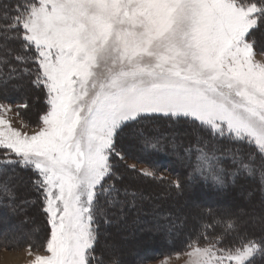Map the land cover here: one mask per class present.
<instances>
[{
    "label": "snow or ice",
    "instance_id": "snow-or-ice-1",
    "mask_svg": "<svg viewBox=\"0 0 264 264\" xmlns=\"http://www.w3.org/2000/svg\"><path fill=\"white\" fill-rule=\"evenodd\" d=\"M261 31L264 0H0V90L27 85L45 105L29 134L0 102V199L14 203L17 169L31 173L47 223L27 245L33 264H121L104 226L144 200L137 176L160 178L128 165L136 149L172 151L190 180L247 178L264 195ZM161 122L188 125L192 139H168ZM255 219H202L186 242L193 264L264 262Z\"/></svg>",
    "mask_w": 264,
    "mask_h": 264
},
{
    "label": "trees",
    "instance_id": "trees-1",
    "mask_svg": "<svg viewBox=\"0 0 264 264\" xmlns=\"http://www.w3.org/2000/svg\"><path fill=\"white\" fill-rule=\"evenodd\" d=\"M256 39L260 45L264 46V31L257 32ZM24 87L25 90L23 92L26 93L28 90L29 93L28 97L35 95L44 109L45 105L43 102L42 93L28 87L27 85H25ZM5 92L0 90V102L15 103V101H13V99L15 98L13 95L14 92L12 91L10 92V94H6L7 92L6 93ZM27 101L28 100L25 99V102ZM29 110L30 108L28 106V108L23 109L22 111L24 113H27L29 112ZM42 111L43 110H40L39 108L36 109L38 120L40 115L42 114ZM159 129L161 133L168 136V139L171 138L170 134L173 133L176 135L178 140H182L185 144L192 139L191 129L188 125L185 124L161 122V124L159 125ZM167 142L168 140L166 139L164 143ZM134 155H135V159H129L128 160L129 162L133 161L136 163L138 162L145 164L153 171L158 172L160 178L151 179L147 177H139V176L136 177L135 187L144 194L145 198L136 209L129 210L127 212L126 219L130 220L131 225L134 226L135 222L132 223V219L134 218L133 216L136 215V221L138 214H140L138 216L139 218L140 216L144 217V215L142 214V209H145L147 204L151 206V203L149 202L151 201L150 198L151 199L154 198V200L157 199L158 201L160 200L161 205L158 208V212L156 213L157 216L155 215L153 216H155L154 221H156V223L162 227V231L154 234L153 238L155 240L156 239L157 240L162 239L163 241L166 240L167 242L165 245H162L163 244L162 241H159L156 244L155 241L154 244H150L151 242H149L148 244L153 245L152 248L146 251L142 250L143 253H139L137 256H140L143 259L140 258L141 260L138 261V257H137V262L134 264H148L152 260L187 251L186 242L189 239V237L197 231V226L200 223V221L204 218H207V216L211 214H215L216 212L230 211L228 209V205H226L227 206V208L225 207L226 209H223L222 206L223 204H227L226 200L230 201L232 200V197L236 199L235 197L236 191L246 190L251 194L250 188L251 186H254L256 187L257 192L260 193L261 197L264 198V195L261 194L258 182H255L247 178H239L236 180L229 178L223 187H218L211 180H204L199 178H194L190 180L188 177L189 169H187L180 162L179 157L170 150H166L159 153L153 152L149 154L136 149L134 150ZM17 175L21 178L19 181H14V183L17 184V197L18 198L27 197L26 199H30V198L33 199L34 203L32 205H36L41 216L44 217V214L40 211V204L39 201L37 200L36 193L32 190L31 187L30 177L32 174L17 169ZM176 179H180L186 185L183 192H177V190L174 187L170 186L171 182L175 181ZM25 180H27V183L30 184V188H25L24 186H22L23 188L20 189L21 184L23 185L25 183ZM30 191L33 192V194H30ZM185 196L194 198L195 201L199 202L198 207L191 208V211H189L190 210L189 208L183 206L180 209L173 211L171 215V212L169 210H171L172 206L175 203H177L178 200H180V198ZM11 203L12 202L10 201H5L3 199H0V220L1 217L4 215L2 219L5 220L7 218L6 220L11 221V222L8 221L9 223L7 222L9 226H11L12 223L14 226L15 225L14 223L17 222L16 219L21 221L20 218H17L18 215L16 213L20 209V205H14L16 206V208H14L15 210H13L14 206ZM196 205H194V207H196ZM232 206L233 207L231 208L233 211L240 209L237 208V206L235 205ZM29 207L30 204L27 203L21 206L23 211L24 209L26 210ZM36 210L31 212V215L35 217V219H36L35 216ZM179 214L183 215L182 219L180 220V223H174L177 219V216H179ZM37 216L40 217V215ZM124 220L125 218L122 219V221ZM0 223H2V221H0ZM7 223L6 225H8ZM190 223L192 225H190ZM114 226H115L114 223L110 225H105L103 229L105 234H108V232ZM45 228L47 229L48 232L46 221H45ZM250 231L252 234L258 236L261 232V228L259 225L257 226L254 225L251 226ZM46 236L42 233L41 239L33 238L32 241L42 243L43 240L46 238ZM10 238L11 239L7 240L9 241L7 247L13 248V245L11 243H13L15 237L10 236ZM105 241L106 240L103 238L104 243ZM2 244L5 246L4 240L1 239L0 247ZM21 244H23V246L28 245L27 242H22ZM120 261H122L121 264H126L123 262V260ZM257 264H264V262L258 261Z\"/></svg>",
    "mask_w": 264,
    "mask_h": 264
},
{
    "label": "rangeland",
    "instance_id": "rangeland-1",
    "mask_svg": "<svg viewBox=\"0 0 264 264\" xmlns=\"http://www.w3.org/2000/svg\"><path fill=\"white\" fill-rule=\"evenodd\" d=\"M21 90V91H20ZM25 90L24 88H19L16 90H13L11 87H9L6 92L5 90H2L6 94H10V92H14V102H11L9 104L12 105V111L8 113V117L12 120L13 127L21 130L22 132H28L29 134H32V131L36 128V126L39 124V120L37 119V112L36 109L43 110V106L40 104L36 96H29L28 90L27 92H23ZM26 94V95H24ZM25 99L28 101V106L30 108L29 112L24 113L22 110L18 108V105L21 103H25ZM16 112H19V115H15ZM30 120V121H29ZM32 120V121H31ZM27 124L29 127H25L24 125ZM136 164L137 168H149L145 164L142 163H136V162H129L128 165ZM30 188V184L27 183V180H25V183L22 185L21 188ZM251 186V185H249ZM251 194L247 192L246 190H238L236 191L235 197H232V200L227 201V204H223V209H226L228 205V209L230 211H233L231 207L232 205L237 206V208H240L238 210H244L243 212L246 213L248 216H252L256 218L254 222L252 223V226H257L259 224V217L264 216V198L261 197L260 193L257 192L256 187L251 186ZM30 194H33V192L30 191ZM238 195V196H237ZM25 198H18L16 201L11 204L14 205H20V209L16 212L18 217L21 221L16 219V223L13 226V223L11 226H9V220L2 219V223H0V240H4V242L8 239H11L10 236L15 237L12 247H5L3 244L0 247V264H33V261L35 259V253L30 254V250L28 249L27 245L23 246L21 244L22 242L32 241L33 238L41 239V234L43 233L46 236L47 229L45 228V216H41L39 210L37 209L36 205H32L34 203L33 199H26ZM26 199V200H25ZM151 206L147 204L145 209H142V214L144 217L140 218L138 217L140 214L137 215V222L136 221V215L133 216L132 223L135 222V225L132 226L130 220H127V215H125V220L122 221V219L115 224L114 227L111 228V230L108 232V234L104 235L105 244L109 246V248L115 249L116 257L119 260H123L126 264H134L138 261H140V256H137L139 253H143V251L150 250L153 245L158 243L159 241H162V245H165L167 242L166 240L163 241L155 240L154 234L157 232L162 231V227L154 221V217L157 216L156 213L158 212V208L160 207V200L157 199L154 200V198H150ZM30 201V202H29ZM30 204V207L28 209L21 208L24 204ZM197 201H195L194 198L191 197H182L180 200H178L177 203H175L171 210V215L173 211H176L177 209H180L181 207L185 206L186 208H189L191 211V208H197L198 207ZM197 204V205H196ZM242 204V205H241ZM196 205V207H194ZM241 205V206H240ZM226 207V208H225ZM16 206L13 207V210H15ZM37 209V210H36ZM36 210V219L31 215V212ZM201 214V213H200ZM37 215H40L38 217ZM155 215V216H153ZM147 216V217H146ZM183 215L179 214L177 216V219L174 223H180V220L182 219ZM139 219V220H138ZM9 221V222H8ZM8 222V223H7ZM6 223L8 225H6ZM189 225V224H188ZM190 225H192L190 223ZM22 241V242H21ZM21 242V243H20ZM151 242L150 244H148ZM21 244V245H20ZM18 246V247H17ZM16 247V248H14ZM42 255H46L47 253L43 250L41 247L40 253ZM141 258V259H140ZM194 257L187 254V251L180 252L177 254L169 255L163 258L155 259L149 262L148 264H193ZM122 262V261H121Z\"/></svg>",
    "mask_w": 264,
    "mask_h": 264
}]
</instances>
